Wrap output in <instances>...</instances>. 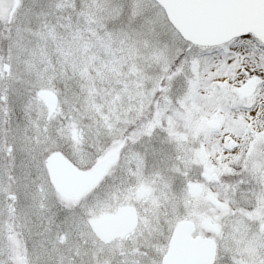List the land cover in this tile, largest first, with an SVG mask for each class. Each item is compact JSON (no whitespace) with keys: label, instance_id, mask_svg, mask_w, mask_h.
I'll use <instances>...</instances> for the list:
<instances>
[{"label":"snow or ice","instance_id":"obj_1","mask_svg":"<svg viewBox=\"0 0 264 264\" xmlns=\"http://www.w3.org/2000/svg\"><path fill=\"white\" fill-rule=\"evenodd\" d=\"M0 264H264V0H0Z\"/></svg>","mask_w":264,"mask_h":264}]
</instances>
